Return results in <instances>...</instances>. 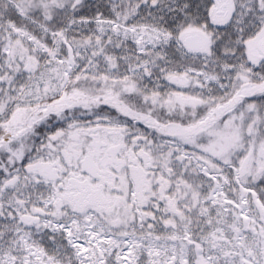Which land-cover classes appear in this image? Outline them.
Returning a JSON list of instances; mask_svg holds the SVG:
<instances>
[{
	"label": "snow or ice",
	"instance_id": "6c2138e0",
	"mask_svg": "<svg viewBox=\"0 0 264 264\" xmlns=\"http://www.w3.org/2000/svg\"><path fill=\"white\" fill-rule=\"evenodd\" d=\"M0 264H264V0H0Z\"/></svg>",
	"mask_w": 264,
	"mask_h": 264
}]
</instances>
